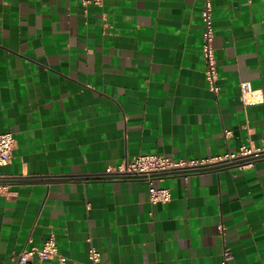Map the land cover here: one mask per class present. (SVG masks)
Here are the masks:
<instances>
[{"label":"crops","instance_id":"1","mask_svg":"<svg viewBox=\"0 0 264 264\" xmlns=\"http://www.w3.org/2000/svg\"><path fill=\"white\" fill-rule=\"evenodd\" d=\"M206 0H0V264H264V159L104 179L139 154L206 161L264 139V0H211L218 84L206 80ZM261 90L245 105L240 83ZM228 132V134H227Z\"/></svg>","mask_w":264,"mask_h":264},{"label":"built area","instance_id":"2","mask_svg":"<svg viewBox=\"0 0 264 264\" xmlns=\"http://www.w3.org/2000/svg\"><path fill=\"white\" fill-rule=\"evenodd\" d=\"M202 18L204 22L203 56L206 62V80L209 89L214 93H218L220 86L218 84L219 73L215 47L213 44L215 34L211 0L205 1ZM240 89L241 98L245 105L257 103L263 97L262 91L254 89L252 84L248 81L241 82ZM15 142L13 133H0V168L9 165L11 162ZM261 159H264V139L258 147L243 144L237 153L227 154L222 157H214L206 161L187 159L173 160L164 155L139 154L133 161H124L123 163L100 173L98 176L104 179H143L149 184L150 202L152 204L159 202L167 203L172 198L171 192L168 188L154 186V181L156 179L177 174L186 176L211 169L219 171L226 167L252 166ZM5 189L6 186L0 184V192H3ZM88 255L91 261L90 264H100L101 255L94 246L90 247ZM55 257H58L61 261L65 260V257L59 255L53 237L49 238L42 247L25 248L16 255L17 262L20 264H35L36 261L52 259ZM231 257L232 251L226 249L224 252L223 264H225Z\"/></svg>","mask_w":264,"mask_h":264},{"label":"water","instance_id":"3","mask_svg":"<svg viewBox=\"0 0 264 264\" xmlns=\"http://www.w3.org/2000/svg\"><path fill=\"white\" fill-rule=\"evenodd\" d=\"M227 168V167H226ZM222 169H224V168H222ZM211 170H214V169H211ZM206 171H209V170H206Z\"/></svg>","mask_w":264,"mask_h":264}]
</instances>
